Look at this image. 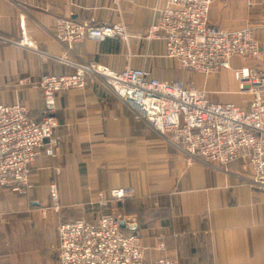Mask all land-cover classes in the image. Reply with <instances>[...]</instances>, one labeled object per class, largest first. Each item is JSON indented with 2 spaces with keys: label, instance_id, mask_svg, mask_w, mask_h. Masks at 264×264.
Instances as JSON below:
<instances>
[{
  "label": "crops",
  "instance_id": "crops-1",
  "mask_svg": "<svg viewBox=\"0 0 264 264\" xmlns=\"http://www.w3.org/2000/svg\"><path fill=\"white\" fill-rule=\"evenodd\" d=\"M165 3L125 2L121 15L128 31L145 32L156 8ZM57 17L99 24L119 18L111 0H0V104L21 101L37 121L42 92L18 87L17 81L37 79L42 73H73V66L61 57L120 70L130 54L132 67L149 69L167 82L182 81L216 102L237 105L244 104L248 94L238 90L235 71H264L263 54L256 59L232 58L231 68L214 77L193 74L165 58L159 42L127 45L117 37L84 39L67 53L53 36ZM207 20L226 29L249 26L264 47V0H212ZM22 28L36 40L39 53L8 42L18 40ZM56 105V132L62 142L55 155L41 149L28 189L0 186V264H60L59 224L81 215L93 220L98 212L119 217L126 232L141 237L144 264L163 253L176 254L179 264H264V189L249 182L247 165L231 161L207 167L189 159L137 118L99 78L83 91L58 95ZM56 161L65 164L59 172L52 168ZM53 181L58 186L57 210L47 208ZM116 187L129 189L130 196L98 207V191ZM159 235L165 237L163 252L156 249Z\"/></svg>",
  "mask_w": 264,
  "mask_h": 264
},
{
  "label": "built area",
  "instance_id": "built-area-1",
  "mask_svg": "<svg viewBox=\"0 0 264 264\" xmlns=\"http://www.w3.org/2000/svg\"><path fill=\"white\" fill-rule=\"evenodd\" d=\"M111 0L119 18L112 23L92 19H55L54 39L72 52L84 39L117 37L131 41L159 42L163 56L177 61L182 70L205 76L231 68V59H256L264 54L263 44L251 27L220 28L208 23L212 0H166L156 8L154 21L145 32L128 31L121 15L125 2ZM23 15H21V19ZM10 44L39 53L36 40L22 28L20 38ZM146 55H149L148 53ZM130 54L120 70L99 63L59 60L71 64L73 73H42L18 79L17 86L37 87L43 107L37 121L24 103L0 104V186L21 191L30 187L31 167L41 149L55 155L62 136L58 126L56 98L67 91H83L101 79L106 87L131 108L137 118L148 122L178 152L207 167L226 166L240 161L250 169L249 182L264 189V71L239 67L235 72L238 89L248 94L242 105L212 101L205 91L182 81L156 78L149 69L132 67ZM65 164L53 163L59 172ZM130 190L116 187L98 191L96 203H121ZM56 182L49 184L48 209L59 208ZM60 264H144L146 246L135 232H126L122 220L98 212L93 220L80 217L62 221L58 226ZM165 237H157L156 249L165 251ZM152 264H179L176 254L163 253Z\"/></svg>",
  "mask_w": 264,
  "mask_h": 264
},
{
  "label": "rangeland",
  "instance_id": "rangeland-1",
  "mask_svg": "<svg viewBox=\"0 0 264 264\" xmlns=\"http://www.w3.org/2000/svg\"><path fill=\"white\" fill-rule=\"evenodd\" d=\"M193 74H194V72H193ZM219 74H220V73H217V74H214V75H208L207 77H211V76L214 77V76H217V75H219ZM234 79H235L236 86H237V88H238V84H239V83H238V78H237L236 72H235V78H234ZM238 90H239V89H238ZM239 91H240V90H239ZM240 92H242V91H240ZM221 96H223V95H221ZM244 97H247L246 94L244 95ZM210 98H211V97H210ZM211 99H212V98H211ZM212 100H213V101H216V99H212ZM246 100H247V99L244 98V100L242 101V103H245Z\"/></svg>",
  "mask_w": 264,
  "mask_h": 264
},
{
  "label": "bare ground",
  "instance_id": "bare-ground-1",
  "mask_svg": "<svg viewBox=\"0 0 264 264\" xmlns=\"http://www.w3.org/2000/svg\"><path fill=\"white\" fill-rule=\"evenodd\" d=\"M92 40H94V39H92Z\"/></svg>",
  "mask_w": 264,
  "mask_h": 264
}]
</instances>
